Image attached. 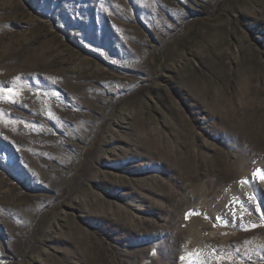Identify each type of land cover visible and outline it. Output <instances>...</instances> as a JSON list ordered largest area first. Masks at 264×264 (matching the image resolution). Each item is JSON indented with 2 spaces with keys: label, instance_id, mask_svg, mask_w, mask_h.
Segmentation results:
<instances>
[{
  "label": "rangeland",
  "instance_id": "rangeland-1",
  "mask_svg": "<svg viewBox=\"0 0 264 264\" xmlns=\"http://www.w3.org/2000/svg\"><path fill=\"white\" fill-rule=\"evenodd\" d=\"M261 177L264 0H0V264H264Z\"/></svg>",
  "mask_w": 264,
  "mask_h": 264
},
{
  "label": "snow or ice",
  "instance_id": "snow-or-ice-1",
  "mask_svg": "<svg viewBox=\"0 0 264 264\" xmlns=\"http://www.w3.org/2000/svg\"><path fill=\"white\" fill-rule=\"evenodd\" d=\"M9 91H11V90H9ZM261 179H264V177H261ZM188 215L190 216V215H192V213H189Z\"/></svg>",
  "mask_w": 264,
  "mask_h": 264
}]
</instances>
